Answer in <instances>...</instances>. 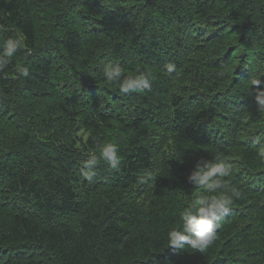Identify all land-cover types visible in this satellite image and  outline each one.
Segmentation results:
<instances>
[{"label":"trees","instance_id":"1","mask_svg":"<svg viewBox=\"0 0 264 264\" xmlns=\"http://www.w3.org/2000/svg\"><path fill=\"white\" fill-rule=\"evenodd\" d=\"M18 35L0 72V264H264V112L246 92L264 79V0H0V43ZM108 62L151 88L121 94ZM217 157L241 193L217 239L167 246L207 194L187 176Z\"/></svg>","mask_w":264,"mask_h":264},{"label":"clouds","instance_id":"2","mask_svg":"<svg viewBox=\"0 0 264 264\" xmlns=\"http://www.w3.org/2000/svg\"><path fill=\"white\" fill-rule=\"evenodd\" d=\"M24 48H26V44L23 35L10 36L0 43V72L6 69L12 58ZM165 67L169 73L175 70V65L172 63L166 64ZM102 74L109 84H118L119 92L125 95L148 90L152 86V78L146 73L138 72L125 77L119 63H106L103 66ZM17 76L18 78H27L29 69L23 65L19 66ZM261 77L250 79L246 92L256 105V110L264 112V79ZM257 155L264 160V148L259 149ZM99 159L112 169H117L120 165L117 145L107 143L100 146ZM96 164L97 157L95 155L87 159L83 169L85 180L92 181ZM231 173V164L220 157L195 164L187 176V182L192 187L202 188L207 194L182 207L178 214L179 226L170 228L167 232V246L187 247L203 253L213 245L217 239L220 221L229 214L234 199H238L241 195L236 189L232 190L231 195L227 194L225 180ZM141 182H144L143 179Z\"/></svg>","mask_w":264,"mask_h":264},{"label":"bare ground","instance_id":"3","mask_svg":"<svg viewBox=\"0 0 264 264\" xmlns=\"http://www.w3.org/2000/svg\"><path fill=\"white\" fill-rule=\"evenodd\" d=\"M60 49V48H59ZM76 55V54H75Z\"/></svg>","mask_w":264,"mask_h":264}]
</instances>
